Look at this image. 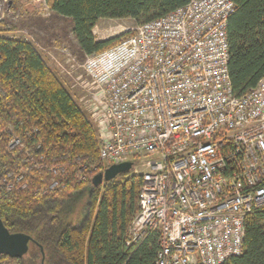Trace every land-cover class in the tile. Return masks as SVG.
<instances>
[{
  "label": "built area",
  "instance_id": "1",
  "mask_svg": "<svg viewBox=\"0 0 264 264\" xmlns=\"http://www.w3.org/2000/svg\"><path fill=\"white\" fill-rule=\"evenodd\" d=\"M233 10L230 0H191L82 64L92 92L76 103L96 132L104 170L147 162L127 245L156 233L155 264L240 256L245 219L264 208V77L234 95L226 33ZM13 180L1 187H27L23 173Z\"/></svg>",
  "mask_w": 264,
  "mask_h": 264
},
{
  "label": "trees",
  "instance_id": "2",
  "mask_svg": "<svg viewBox=\"0 0 264 264\" xmlns=\"http://www.w3.org/2000/svg\"><path fill=\"white\" fill-rule=\"evenodd\" d=\"M43 1L52 14L69 20L78 52L86 58L135 34L96 40L93 29L99 20L130 19L140 26L191 0ZM230 1L227 70L234 95L242 96L264 77V0ZM3 24L0 20V180L14 183L23 173L27 187L19 190L15 183L5 191L0 181V220L9 233L33 242L22 258L1 255L0 261L155 264L156 233L127 245L141 176L131 169L93 185V176L104 171L94 128L32 43L4 35ZM223 264H264V208L245 219L240 256Z\"/></svg>",
  "mask_w": 264,
  "mask_h": 264
},
{
  "label": "rangeland",
  "instance_id": "3",
  "mask_svg": "<svg viewBox=\"0 0 264 264\" xmlns=\"http://www.w3.org/2000/svg\"><path fill=\"white\" fill-rule=\"evenodd\" d=\"M4 1L2 12L6 36H22L33 43L61 81L73 100L80 104L83 97L92 92L82 70L85 57L78 52L71 36L69 20L51 14L43 0H0ZM6 22V23H5ZM138 27L132 20H99L93 29L96 40H106L124 32H133ZM134 163L132 173L140 175L146 170L147 162L142 158L130 160Z\"/></svg>",
  "mask_w": 264,
  "mask_h": 264
},
{
  "label": "water",
  "instance_id": "4",
  "mask_svg": "<svg viewBox=\"0 0 264 264\" xmlns=\"http://www.w3.org/2000/svg\"><path fill=\"white\" fill-rule=\"evenodd\" d=\"M132 166V162L128 161L111 165L102 173L94 175L92 183L94 186H98L102 182L111 181L120 174L129 173ZM32 242L33 240L27 235L9 233L0 220V256H7L12 259L22 258L27 253L28 246ZM41 264H43V258Z\"/></svg>",
  "mask_w": 264,
  "mask_h": 264
},
{
  "label": "crops",
  "instance_id": "5",
  "mask_svg": "<svg viewBox=\"0 0 264 264\" xmlns=\"http://www.w3.org/2000/svg\"><path fill=\"white\" fill-rule=\"evenodd\" d=\"M52 14V13H51ZM52 15H54V14H52ZM54 16H56V15H54ZM57 17V16H56ZM32 45H33V43H32Z\"/></svg>",
  "mask_w": 264,
  "mask_h": 264
}]
</instances>
